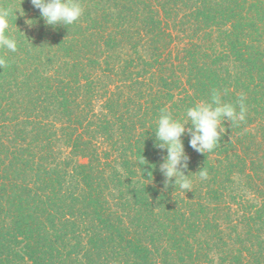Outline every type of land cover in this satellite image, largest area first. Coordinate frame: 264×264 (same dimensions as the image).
I'll return each mask as SVG.
<instances>
[{"label":"trees","instance_id":"trees-1","mask_svg":"<svg viewBox=\"0 0 264 264\" xmlns=\"http://www.w3.org/2000/svg\"><path fill=\"white\" fill-rule=\"evenodd\" d=\"M79 3L50 27L0 0V264H264V0ZM214 89L246 119L211 153L186 133L190 192L165 189L161 111Z\"/></svg>","mask_w":264,"mask_h":264},{"label":"clouds","instance_id":"clouds-1","mask_svg":"<svg viewBox=\"0 0 264 264\" xmlns=\"http://www.w3.org/2000/svg\"><path fill=\"white\" fill-rule=\"evenodd\" d=\"M31 3L39 10L41 19L50 27L72 25L84 12L79 0H31ZM18 12L11 7H0V48L11 52L17 51V41L8 35L9 22L10 18L17 17ZM30 21L32 20H27L26 23L31 25ZM3 63L4 61L0 60V64ZM238 104L239 111L233 104L223 102L220 93L214 89L210 102H200L187 109L184 121L174 119L166 109L161 111L155 132V147L167 152L163 162L159 164L165 189L170 186L174 187L175 191L177 187L181 191L191 189L192 173L185 175L189 157L181 138L187 133L191 136L189 146L192 149L201 154L211 153L221 143L226 122L238 124L246 119L245 97H239ZM145 161L143 157L140 164L143 165ZM196 175L207 179V171L204 168Z\"/></svg>","mask_w":264,"mask_h":264}]
</instances>
